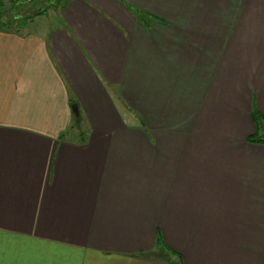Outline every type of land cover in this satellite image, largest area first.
Masks as SVG:
<instances>
[{"label":"crops","instance_id":"1","mask_svg":"<svg viewBox=\"0 0 264 264\" xmlns=\"http://www.w3.org/2000/svg\"><path fill=\"white\" fill-rule=\"evenodd\" d=\"M52 12L0 26V264H264V0Z\"/></svg>","mask_w":264,"mask_h":264},{"label":"trees","instance_id":"2","mask_svg":"<svg viewBox=\"0 0 264 264\" xmlns=\"http://www.w3.org/2000/svg\"><path fill=\"white\" fill-rule=\"evenodd\" d=\"M34 1L45 2L51 8H57L61 3H63V0H12L11 1V5L12 6L9 9L13 10V8L17 7L18 5L20 6V4H24V3H27V2L30 3V2H34ZM4 5H5L4 1L0 0V18H1V16L4 15V12H5ZM45 11L46 10L39 11V12L33 14L30 17H26V18L22 19V21L20 20L21 18H19V16H15L13 14L12 16H9V18L6 17V20H4V21L2 19H0V26L12 25L13 23H16L17 26L21 27V26H23L26 23V21L28 19H31V18H33V17H35L37 15H42V14L45 13ZM253 118L255 120V124H257L258 123V119L254 115V113H253ZM79 123H80V118L77 116V117L74 118L73 127H78ZM249 141L264 143V133L261 136L254 135L252 138H249ZM170 257L171 256H169V255L165 256V258L167 259L168 262H171L172 264H178V261H174V260L170 259Z\"/></svg>","mask_w":264,"mask_h":264},{"label":"rangeland","instance_id":"3","mask_svg":"<svg viewBox=\"0 0 264 264\" xmlns=\"http://www.w3.org/2000/svg\"><path fill=\"white\" fill-rule=\"evenodd\" d=\"M3 1H4V4H5L4 5L5 12H4V15L1 16L0 19H2L4 21V20H6V17L9 18V16H12L14 14L15 16H19V18H21L20 20L22 21V19H24L26 17H30L33 14H35V13H37L39 11H42V10H46L45 13L53 15L54 13L52 12V10L53 9L56 10L58 8H61V5H63V3H65L67 0H63V3H61L57 8H51L45 2L34 1V2H30V3L27 2V3H24V4H20V6L18 5L17 7L13 8V10L9 9L12 6L11 5V1L12 0H3Z\"/></svg>","mask_w":264,"mask_h":264},{"label":"water","instance_id":"4","mask_svg":"<svg viewBox=\"0 0 264 264\" xmlns=\"http://www.w3.org/2000/svg\"><path fill=\"white\" fill-rule=\"evenodd\" d=\"M71 110H72L73 114L78 115V110H77L76 104H71Z\"/></svg>","mask_w":264,"mask_h":264}]
</instances>
